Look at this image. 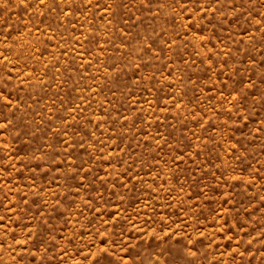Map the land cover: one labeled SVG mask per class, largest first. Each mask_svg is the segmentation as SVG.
Instances as JSON below:
<instances>
[{"label":"rangeland","instance_id":"rangeland-1","mask_svg":"<svg viewBox=\"0 0 264 264\" xmlns=\"http://www.w3.org/2000/svg\"><path fill=\"white\" fill-rule=\"evenodd\" d=\"M0 264H264V0H0Z\"/></svg>","mask_w":264,"mask_h":264}]
</instances>
